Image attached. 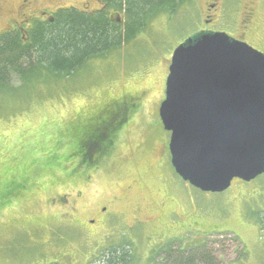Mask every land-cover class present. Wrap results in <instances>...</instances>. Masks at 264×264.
<instances>
[{
    "label": "rangeland",
    "instance_id": "1",
    "mask_svg": "<svg viewBox=\"0 0 264 264\" xmlns=\"http://www.w3.org/2000/svg\"><path fill=\"white\" fill-rule=\"evenodd\" d=\"M21 1L0 0V34L66 0L18 17ZM251 2L264 13V0H184L67 78L0 94V264H99L112 249L166 264L201 246L215 264H264V175L198 191L175 173L158 113L175 48L208 20L235 34Z\"/></svg>",
    "mask_w": 264,
    "mask_h": 264
},
{
    "label": "water",
    "instance_id": "2",
    "mask_svg": "<svg viewBox=\"0 0 264 264\" xmlns=\"http://www.w3.org/2000/svg\"><path fill=\"white\" fill-rule=\"evenodd\" d=\"M159 117L171 165L202 193L264 174V55L202 32L172 53Z\"/></svg>",
    "mask_w": 264,
    "mask_h": 264
},
{
    "label": "trees",
    "instance_id": "3",
    "mask_svg": "<svg viewBox=\"0 0 264 264\" xmlns=\"http://www.w3.org/2000/svg\"><path fill=\"white\" fill-rule=\"evenodd\" d=\"M102 1L113 13L124 12L122 23L117 17H110L107 11L89 15L69 9L59 10L52 22L34 21L24 33H1L0 94L15 92L37 81V75L67 78L91 59L126 45L142 30L147 19L155 13L173 12L184 0ZM18 82L19 88L13 89L12 84ZM177 251L170 250L166 264H215L210 251L204 246L181 255ZM126 256L124 250L112 249L109 255L101 256L103 258L98 263L127 264ZM158 259L157 264H163L159 256Z\"/></svg>",
    "mask_w": 264,
    "mask_h": 264
},
{
    "label": "flooded vegetation",
    "instance_id": "4",
    "mask_svg": "<svg viewBox=\"0 0 264 264\" xmlns=\"http://www.w3.org/2000/svg\"><path fill=\"white\" fill-rule=\"evenodd\" d=\"M6 1L8 3V0ZM11 1L12 3H14V0H11ZM91 1H94V2L96 1L97 3L95 2L94 6H97V7L94 8L92 6H89ZM1 4L5 5L3 3ZM31 5H32L31 0H22L20 7L17 6L12 11V13L14 12L13 13L14 15H18L22 13V10L24 11L26 9H30ZM59 5L63 7H59V8L56 7L55 9L50 10L49 13L45 12L44 9L40 11L37 7L34 8L33 10H29L28 13H30V15L32 16L34 12H38L37 15H33V16H37V17L41 16V19H43L42 21L52 22L54 15L59 10H69V9L77 10V11H80V12H83L89 15L95 14L98 12L102 13V12L107 11L110 17L112 18L117 17L119 23L123 22L122 18L124 16V12L113 13V11L108 9V6L105 3H103L102 0H66V1H62V4L60 3ZM88 9L91 11H89ZM0 11H1V8H0ZM9 13L11 14L10 11ZM240 13H241L240 14L241 17L239 19L237 16V22H236L237 29L235 30L236 31L235 34H232L230 32L231 30L230 29L227 30L226 27H221V26H216V25L211 26L210 20L205 21L206 25L203 30H200V32L224 33L228 35L229 37H231L232 39L245 43L249 47L255 49L256 51L264 55V13H260L256 2H251L250 4H248L247 8H244L243 11L241 8ZM223 28H225V30H223ZM8 31H18L20 33H24V30L19 25L17 27L8 29ZM253 36L254 38H252ZM256 37H259V38L256 39ZM252 44L255 46H253ZM104 109H106V107ZM126 114H127V111L124 113L125 118L122 120V123L126 122Z\"/></svg>",
    "mask_w": 264,
    "mask_h": 264
}]
</instances>
